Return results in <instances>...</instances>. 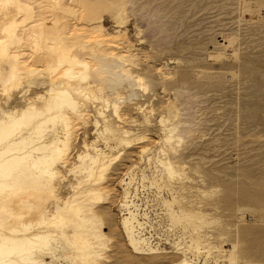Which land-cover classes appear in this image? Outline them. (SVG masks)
<instances>
[{
  "label": "rangeland",
  "instance_id": "obj_1",
  "mask_svg": "<svg viewBox=\"0 0 264 264\" xmlns=\"http://www.w3.org/2000/svg\"><path fill=\"white\" fill-rule=\"evenodd\" d=\"M94 2L80 8L82 15L89 9L94 17H102L103 27L90 35L91 40L99 34L108 40L101 50L134 55L150 83L148 92L138 90L139 98L124 106L122 122H116L147 140L123 150L108 175L113 197L103 215L111 242L100 264L182 261L189 238L180 240L188 237L195 225L183 227L189 232L183 235L179 223L170 220L162 198L173 196L187 210L203 211L216 219V223L200 228L202 249L186 252V258L196 264H229L227 257L234 245L236 264H264V0H153L166 20L158 21L161 17L154 12L149 15L155 16L153 22L144 16L148 27L144 19H138L140 33L131 10L138 2ZM164 21L172 23L166 24L169 29H159ZM150 24L154 28L158 25L157 30L152 31ZM161 30H166L165 35ZM20 50L28 64L46 68L44 52L37 54L26 44ZM24 86L23 91L28 90ZM44 91L45 87H32L25 97L36 98ZM136 104L143 105L144 111L136 109ZM95 106L101 105L87 102L82 107L85 122L74 118L71 154L67 167L60 168L65 180L57 182V193L63 199L69 194L66 184L75 182L68 170L76 162V155L83 150L84 142L96 140L92 126ZM146 117L150 126L139 129L136 124L144 123ZM161 117L185 124L180 128V141L169 150L172 160L183 166L173 179L157 166L164 136ZM96 143L105 147L101 139ZM143 149L147 150L144 155ZM129 174L133 178L130 191H137L132 200L142 209L141 214H148L146 220L142 219L143 234L151 237L158 251L154 254L133 253L120 228L125 212L118 205L126 187L121 183ZM173 206L177 209L178 204Z\"/></svg>",
  "mask_w": 264,
  "mask_h": 264
},
{
  "label": "bare ground",
  "instance_id": "obj_2",
  "mask_svg": "<svg viewBox=\"0 0 264 264\" xmlns=\"http://www.w3.org/2000/svg\"><path fill=\"white\" fill-rule=\"evenodd\" d=\"M94 1L0 0V264H100L109 250L111 236L103 215L113 197L108 175L123 150L147 140L116 122L123 119L124 106L133 104L139 98L138 90L144 94L150 83L134 55L101 50L108 40L99 34L91 40L90 35L103 27L102 17H94L86 7L88 12L82 15L80 8ZM124 1L130 5L138 2L131 10L139 33L144 16L153 22L157 13L161 17L158 21L166 20L153 0ZM59 12L70 18L61 17ZM143 23L146 25V20ZM166 24L164 21L158 28ZM157 26L150 29L157 30ZM88 37L90 40H86ZM25 44L37 54H46L45 69L26 62L27 56L20 50ZM25 84L28 90L45 87V91L36 98L25 97ZM87 102L101 105L95 106L92 123L96 140L84 142L83 150L76 155V162L68 170L75 182L66 184L69 194L63 199L57 193V182L65 180L60 168L67 167L76 132L74 118L85 122L82 107ZM136 105L144 111L143 105ZM145 120L136 122V126L149 127L151 121L148 117ZM160 124L164 136L157 166L173 179L183 166L172 160L169 150L180 141V128L185 124L169 117H161ZM97 139L103 140L104 148L97 145ZM146 152L141 151L142 155ZM132 179L129 174L121 183L126 187L118 205L125 212L120 228L133 253L154 254L158 251L151 237L143 234L142 219L146 220L148 214H141L142 209L132 200L137 192L130 191ZM178 199L162 198L170 220L182 229L189 224L195 227L190 226V234L183 230V235L189 236L180 241L189 240L185 257L177 264H196L186 258V252L202 249L200 228L216 219L203 211L187 210ZM236 259L233 245L227 262L236 264Z\"/></svg>",
  "mask_w": 264,
  "mask_h": 264
}]
</instances>
